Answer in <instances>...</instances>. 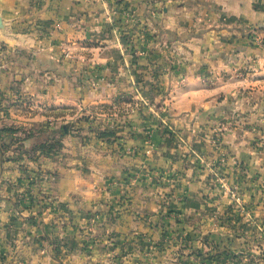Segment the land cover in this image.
I'll use <instances>...</instances> for the list:
<instances>
[{
  "label": "crops",
  "instance_id": "obj_1",
  "mask_svg": "<svg viewBox=\"0 0 264 264\" xmlns=\"http://www.w3.org/2000/svg\"><path fill=\"white\" fill-rule=\"evenodd\" d=\"M256 37L264 0H0V111L10 121L29 122L27 109L35 119L39 104L100 108L126 91L160 95L164 110L163 128L154 115L115 124L118 150L82 154L87 165L69 137L66 167L49 157L56 180L38 187L50 213L1 234L0 264H264V149L224 119L218 85L201 82L258 59ZM16 162L0 154L5 222L20 216L25 169L38 171ZM60 219L88 224L91 245L65 223L50 228ZM58 236L60 250L49 243Z\"/></svg>",
  "mask_w": 264,
  "mask_h": 264
},
{
  "label": "rangeland",
  "instance_id": "obj_2",
  "mask_svg": "<svg viewBox=\"0 0 264 264\" xmlns=\"http://www.w3.org/2000/svg\"><path fill=\"white\" fill-rule=\"evenodd\" d=\"M254 42L260 44L259 60L255 57L247 60V62L233 63L232 71H227L225 78L223 74H216V77L210 80L202 78L201 82L206 84L208 81L210 86L218 85L219 93L214 98L218 99V103H221L225 109L223 112L224 119L232 122L239 130L242 129V131L255 134V145L257 146L258 143V146L264 149V59L260 61V58H264L260 54L262 50L264 52V41L256 37ZM134 92L126 91L118 97L113 96L112 101L104 103L108 106L107 110L102 107L104 104H101L100 108L95 107L92 110L79 102L72 107H60L58 109L39 104L35 119L32 117L34 112L32 109H27L29 112L24 110L26 114L30 113L29 118L31 120L29 119V122H12L6 117V113L0 111L6 117L0 124V134L2 135L0 136V154H3L12 163L21 161L20 165L32 164L38 168V171L33 168L25 169V183L22 188L28 190L20 192L14 200L16 208L20 210V216L10 217L6 222L4 218L0 217V236L4 232H25L32 229V225L36 226L34 220L39 214L50 213V208L41 203L37 204L39 200H43L42 196H38L40 194L38 187L42 181L53 182L56 180L57 174L53 172L54 170H47L45 162H48L49 157H52L54 163L60 164V169L66 167L65 162L71 157V155H65L68 154L66 140L69 137L77 139L80 148L77 153L78 158L85 165L86 162L83 161L85 158L81 160L82 154H86L83 156H87L90 160L92 154H97L95 150L104 151L100 149L102 146L107 149V145H109L118 150L120 145L115 137V124L119 125L126 122L129 116H133L132 120L140 122L151 120L154 115L155 119L159 121L160 127L163 128L161 113L164 114V110L156 105L160 102V95L155 94V96H150L147 99ZM200 97L203 98L205 95ZM106 114L109 117L104 118ZM162 128L161 130L164 131ZM148 145L152 148L153 144L148 143ZM106 154H110V152L108 151ZM43 164H45L44 167ZM85 178L88 179V177ZM35 205L38 206L37 209L32 210V214L28 216V212L25 211H28L30 206ZM23 214L26 215L22 217ZM61 214L64 213H60V216ZM23 220L24 225H22ZM78 220H80L79 216ZM67 221L60 219L61 226L57 222V224H51L50 228L55 225L62 232V228L66 224L69 231L72 230L80 236L79 243L82 241L80 247L90 246L91 240L83 238L87 234L88 227H90L86 223L87 220H84L87 228L80 223H73V220ZM93 224L95 223L93 222ZM49 243L56 250H60L64 244L59 236L53 238Z\"/></svg>",
  "mask_w": 264,
  "mask_h": 264
},
{
  "label": "built area",
  "instance_id": "obj_3",
  "mask_svg": "<svg viewBox=\"0 0 264 264\" xmlns=\"http://www.w3.org/2000/svg\"><path fill=\"white\" fill-rule=\"evenodd\" d=\"M228 192H229L231 198H234V189H230V190H228Z\"/></svg>",
  "mask_w": 264,
  "mask_h": 264
},
{
  "label": "trees",
  "instance_id": "obj_4",
  "mask_svg": "<svg viewBox=\"0 0 264 264\" xmlns=\"http://www.w3.org/2000/svg\"><path fill=\"white\" fill-rule=\"evenodd\" d=\"M167 131H168V133L170 134V132H171V129H169V128H168V130H167ZM200 256H202V255H199V257H200Z\"/></svg>",
  "mask_w": 264,
  "mask_h": 264
}]
</instances>
